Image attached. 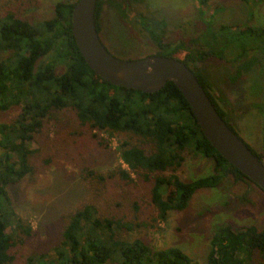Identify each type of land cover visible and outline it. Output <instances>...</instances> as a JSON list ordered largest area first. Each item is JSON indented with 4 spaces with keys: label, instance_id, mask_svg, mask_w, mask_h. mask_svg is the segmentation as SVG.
I'll use <instances>...</instances> for the list:
<instances>
[{
    "label": "trees",
    "instance_id": "obj_1",
    "mask_svg": "<svg viewBox=\"0 0 264 264\" xmlns=\"http://www.w3.org/2000/svg\"><path fill=\"white\" fill-rule=\"evenodd\" d=\"M144 1L126 0L125 7ZM207 1L199 0L202 6ZM76 2L58 1L54 15L37 24L13 13L0 19V52L5 54L0 59V109L21 106L14 121L0 122V264L12 262V249L21 240L7 231L11 224L18 228L22 222L8 187L33 171L31 144L36 134L47 120H60V112L66 109L73 112L79 126L98 132L92 137L106 132L137 138L120 141L118 152L131 170L152 180L151 201L160 221L166 222L173 211L186 209L197 190L217 188L226 178L254 183L209 142L174 82L168 81L158 92L146 93L114 85L96 75L82 56L72 31ZM102 5L103 0H98L96 24L100 36ZM114 5L119 9L118 4ZM122 12L125 18L124 9ZM199 12L203 14L204 10L199 8ZM202 20L205 29L188 41L165 38L169 26L165 16L147 19L141 15L139 23L150 33L157 48L154 54L184 61L197 75L219 114L236 131L212 92L203 64L210 58L225 61L234 68L228 78L230 83H238L255 70L258 54L264 56V25L223 23L214 27L213 20ZM60 66H64L63 71H58ZM257 86H252L250 92H256ZM255 106L264 114V103ZM187 154L212 159V172L194 180L181 178L176 171ZM165 171L172 173L167 175ZM118 173L123 179L132 180L130 170L122 165ZM88 175L94 176L95 172L88 171ZM136 227L139 225L132 221L103 216L94 204H85L68 215L53 253L29 255L26 264H199L181 248H155L140 238L129 239L127 233ZM29 231L27 226L26 232ZM250 261L264 264V230L255 225L235 230L226 222L216 226L208 264Z\"/></svg>",
    "mask_w": 264,
    "mask_h": 264
},
{
    "label": "rangeland",
    "instance_id": "obj_2",
    "mask_svg": "<svg viewBox=\"0 0 264 264\" xmlns=\"http://www.w3.org/2000/svg\"><path fill=\"white\" fill-rule=\"evenodd\" d=\"M58 1L0 0V19L13 13L37 24L54 15ZM125 5L126 0H103L99 17L101 40L113 55L124 59L157 51L150 33L139 23L141 15L147 19L165 16L169 22L167 40L188 41L196 37L205 29L202 19L213 20L214 27L223 23L264 25V0H208L204 6L199 0H145L133 2L129 8ZM199 8L204 10L203 14ZM4 56L0 52V59ZM257 58L255 70L235 84L228 79L234 68L225 61L210 58L203 68L228 120L264 161V114L255 106L264 103V56L259 53ZM63 70L64 66L58 68ZM254 85H258L257 91L250 92ZM20 111L21 106L16 105L0 109V122L14 121ZM59 118L47 120L31 144L33 171L8 187L15 212L22 219L21 227L16 228L13 223L7 229L14 239L21 237L12 249L14 258L10 264H26L27 257L34 253L52 254L68 215L89 203L103 216L138 224L127 233L129 239L140 238L155 248H181L199 264H208L212 237L220 223L226 222L235 230L250 225L264 230V190L233 177L226 178L217 188L197 190L186 209L171 212L166 222L158 220L151 201L152 180L131 170L118 152L120 141L137 138L106 132L92 137L98 132L79 126L76 116L67 109L60 112ZM121 165L130 170L132 180L120 176ZM212 170V159L187 154L176 173L185 180H194ZM88 171L95 175L89 176ZM97 175L106 178L100 180Z\"/></svg>",
    "mask_w": 264,
    "mask_h": 264
},
{
    "label": "water",
    "instance_id": "obj_3",
    "mask_svg": "<svg viewBox=\"0 0 264 264\" xmlns=\"http://www.w3.org/2000/svg\"><path fill=\"white\" fill-rule=\"evenodd\" d=\"M98 0H77L72 12L76 44L90 68L102 79L146 93L172 81L182 91L209 142L235 167L264 190V161L219 114L197 75L182 60L150 54L124 59L113 55L101 40L96 24Z\"/></svg>",
    "mask_w": 264,
    "mask_h": 264
}]
</instances>
